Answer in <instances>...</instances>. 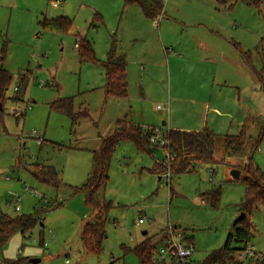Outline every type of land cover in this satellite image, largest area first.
Instances as JSON below:
<instances>
[{
  "label": "rangeland",
  "instance_id": "rangeland-1",
  "mask_svg": "<svg viewBox=\"0 0 264 264\" xmlns=\"http://www.w3.org/2000/svg\"><path fill=\"white\" fill-rule=\"evenodd\" d=\"M124 2L0 0V68L13 76L0 116V213L38 218L31 233L18 232L4 245L0 242V264L17 257L38 258L36 264H139L132 249L148 238L160 239L170 227L194 238L192 259L205 264L222 249L241 215L247 188L233 171L243 174L251 156L264 170V0L258 7L168 0L157 19ZM60 17L71 19L68 32L45 26ZM81 38L92 43L100 61L113 45L126 57V98L108 96L104 69L81 62ZM24 74L29 75L24 100L15 102ZM66 98L73 101V117L51 109ZM133 123L155 128L162 137L172 127L212 130L215 162L173 175L164 147L143 150L123 140L102 191L112 204L102 250L86 252L81 227L96 212L78 189L92 172L93 152L118 125L130 130ZM242 131L244 148L228 156L224 136ZM158 164L164 173L155 171ZM36 167L51 170L56 182L37 180ZM217 189L221 203L215 208L204 194ZM17 196L20 212L10 204ZM247 217L254 225L248 246L264 255V206ZM262 261L249 258L242 264Z\"/></svg>",
  "mask_w": 264,
  "mask_h": 264
},
{
  "label": "trees",
  "instance_id": "trees-1",
  "mask_svg": "<svg viewBox=\"0 0 264 264\" xmlns=\"http://www.w3.org/2000/svg\"><path fill=\"white\" fill-rule=\"evenodd\" d=\"M126 5L139 6L144 15L150 19H157L160 12L163 13V4L158 0H123ZM223 7H232L238 2H242L247 6H260L262 0H218ZM45 26L54 31L68 32L72 28V21L66 17L56 18L46 21ZM79 54L82 63H92L100 65L105 72L106 94L108 96L126 98L128 95L127 80V63L124 55L118 54L116 46L113 45L108 52L107 58L100 61L96 58L92 43L87 38L80 39ZM242 57L248 63H251L250 56L241 51ZM13 81L12 73L0 68V116L4 114L5 103L8 99L7 91L11 89ZM29 83V75L20 76L18 90L13 98L15 102L24 100V93ZM51 109L64 113L73 117V101L66 98L53 102ZM17 115V114H16ZM23 116V113H22ZM144 129V128H143ZM139 125L130 126V130L121 129L118 125L116 131L106 137L99 150L93 152V168L89 175L87 183H85L78 191H82L85 195L86 205L92 208L96 214L94 220L86 222L81 230L80 240L83 249L86 252L99 254L102 250V244L106 237V225L108 213L112 208V204L104 199L102 191L106 189L109 179L110 162L115 154L116 147L123 140L133 141L138 148L143 150H155L158 144H152L150 138L155 128H147L143 130ZM262 135H264V123L262 126ZM169 144L164 146L171 155L169 169L174 174H185L194 172L199 163L211 164L215 162L216 139L217 135L209 129L203 131H183L180 129H169L166 133ZM224 151L228 156L238 154L245 146L247 136L242 131L238 135L224 136ZM256 143L253 151L258 148ZM156 172L164 173V166L158 164L155 168ZM35 178L44 183H55V179L51 170L42 167H36L33 172ZM171 176V178L173 177ZM246 185V196L240 204V212L245 217L237 224L233 225L232 230L224 243L222 249L213 251L205 260V264H228V262L236 259L238 254L248 247L252 231L253 223L248 219L247 215L255 208L264 206V170L252 163V156L245 165L244 173L240 178ZM170 184V182H168ZM209 199V204L217 208L220 202L221 190H213L204 194ZM38 218L35 215H17L9 216L0 213V242L2 245L16 233L21 232L23 236L31 233L37 227ZM43 225V224H42ZM164 231L160 235V239L148 238L132 249L139 260V264H154L152 256L159 244L165 236ZM183 240L193 245L194 238L181 233ZM159 240V241H156ZM264 264V261H262ZM28 259L17 257L16 259H7L2 264H27ZM240 262L239 264H242Z\"/></svg>",
  "mask_w": 264,
  "mask_h": 264
},
{
  "label": "built area",
  "instance_id": "built-area-1",
  "mask_svg": "<svg viewBox=\"0 0 264 264\" xmlns=\"http://www.w3.org/2000/svg\"><path fill=\"white\" fill-rule=\"evenodd\" d=\"M162 3H166L168 0H158ZM55 5H58V3H55ZM166 53L171 52V49H165ZM18 90V86L16 87V91ZM162 108L158 106V109ZM150 142L152 144H158L159 146H166L169 144V141L165 136H160L158 134V130L154 129L153 135L150 138ZM167 152V158L168 162L170 163L171 155L168 150ZM171 179V173L169 171L167 175V180ZM168 180V182H170ZM32 194L35 196H40L41 194H38L37 192L31 191ZM20 197L17 196L15 199H12L11 207H13L17 212L21 211L20 207ZM140 224L144 223V220H139ZM195 248L192 244L187 243L183 240L182 234L180 232H177L175 228H169L167 232L165 233V236L163 238V241L161 244L158 245L156 248L153 256L152 261H154V264H195L192 256L194 254ZM249 258L254 259L255 261H262L264 259V255L262 253H258L254 247H247L245 250L241 251L236 259L238 261L243 262V260H247Z\"/></svg>",
  "mask_w": 264,
  "mask_h": 264
},
{
  "label": "water",
  "instance_id": "water-1",
  "mask_svg": "<svg viewBox=\"0 0 264 264\" xmlns=\"http://www.w3.org/2000/svg\"><path fill=\"white\" fill-rule=\"evenodd\" d=\"M165 125V124H164ZM233 177H234V179H239L240 178V176H241V171L240 170H235V171H233ZM245 217V214L244 213H242L239 217H238V219H236L235 220V222H234V225H237L243 218ZM144 234H147V232H144ZM30 263H33V264H36V263H39L40 262V260L37 258V259H31L30 261H29Z\"/></svg>",
  "mask_w": 264,
  "mask_h": 264
},
{
  "label": "crops",
  "instance_id": "crops-1",
  "mask_svg": "<svg viewBox=\"0 0 264 264\" xmlns=\"http://www.w3.org/2000/svg\"><path fill=\"white\" fill-rule=\"evenodd\" d=\"M166 49H167V48H166ZM125 58H126V57H125ZM127 67H128V64H127ZM127 71H128V70H127ZM127 77H128V72H127ZM128 78H129V77H128ZM128 78H127V79H128ZM171 129H174V128L172 127ZM230 157H231V156H230ZM237 170H239V169H237ZM241 174H242V172H241ZM19 203H20V202H19ZM84 224H85V223H83V225H82V227H81L82 229H83ZM82 229H81V230H82ZM80 233H81V232H80ZM186 235H187V233H186ZM187 236H189V235H187ZM155 239H156V238H155ZM156 241H159V240H156ZM193 246H194V242H193ZM194 248H195V247H194ZM29 263H30V262H29Z\"/></svg>",
  "mask_w": 264,
  "mask_h": 264
}]
</instances>
